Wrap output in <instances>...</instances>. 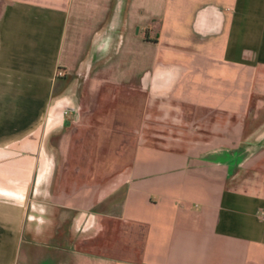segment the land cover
Instances as JSON below:
<instances>
[{"label": "crops", "instance_id": "obj_1", "mask_svg": "<svg viewBox=\"0 0 264 264\" xmlns=\"http://www.w3.org/2000/svg\"><path fill=\"white\" fill-rule=\"evenodd\" d=\"M264 0H0V264H264Z\"/></svg>", "mask_w": 264, "mask_h": 264}, {"label": "built area", "instance_id": "obj_2", "mask_svg": "<svg viewBox=\"0 0 264 264\" xmlns=\"http://www.w3.org/2000/svg\"><path fill=\"white\" fill-rule=\"evenodd\" d=\"M260 217H261V219H263L264 220V213L262 212V213H260Z\"/></svg>", "mask_w": 264, "mask_h": 264}]
</instances>
